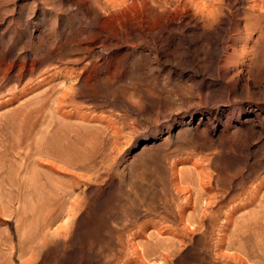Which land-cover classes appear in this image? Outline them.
<instances>
[{
  "label": "rangeland",
  "instance_id": "rangeland-1",
  "mask_svg": "<svg viewBox=\"0 0 264 264\" xmlns=\"http://www.w3.org/2000/svg\"><path fill=\"white\" fill-rule=\"evenodd\" d=\"M36 1L7 0V8H13L8 14L13 15L18 28L7 29L0 47L12 38L18 52L40 43L42 54L53 53L44 67L57 73L56 86L60 91L70 88L73 104L90 117L73 120L86 126L78 132L87 134L86 173L104 180L74 184L72 193L64 197L63 215L52 219L54 207L42 206L37 191L26 193L20 187L34 181L40 168L32 158L19 153L25 145H16L11 139L5 149L8 153L0 157V264H264V129L260 132L255 121L247 142L228 146L189 143L187 140L203 134L202 125L192 134H178L185 126L196 124L202 110L215 112L222 104L202 100L209 80L201 66L208 39L200 42V59L180 58V50L157 54V48L145 40L163 36L165 30H161L169 28L173 12L157 0ZM6 24L0 25V32ZM28 37L31 42H27ZM184 87L199 96L183 98ZM253 90L248 92L251 100L241 98L237 103L264 107V84ZM228 120L232 126L233 111ZM219 150L228 154L227 162L219 155L215 163ZM246 172L249 178L243 185L230 182L232 175ZM69 180L64 177L59 186L71 188ZM177 184L188 189L187 193H181ZM142 185L145 191H141ZM187 194L198 197L196 215H200L198 226L194 221L186 222L189 232L182 223L173 224L170 216L177 200ZM73 196L74 214L67 219L66 206ZM61 197L60 192L57 198ZM207 202L213 205L208 207ZM169 224L177 232H185L181 243L168 229ZM130 239L137 243L141 255L132 253ZM64 242L69 243V249L61 251L58 247ZM36 248L40 250L31 259Z\"/></svg>",
  "mask_w": 264,
  "mask_h": 264
},
{
  "label": "bare ground",
  "instance_id": "bare-ground-1",
  "mask_svg": "<svg viewBox=\"0 0 264 264\" xmlns=\"http://www.w3.org/2000/svg\"><path fill=\"white\" fill-rule=\"evenodd\" d=\"M157 1H160L163 5L168 6L173 11L168 21L170 22V26L168 29L166 27L161 30V31L165 30V34L163 36L161 35L157 36L155 40L146 39L145 40L146 43L151 47L152 46L156 47L157 54H163L167 50L168 51L180 50L181 51L180 58H184V59L191 58L193 60H196L197 58L200 59L199 57L200 42L203 41L204 39H208V41L206 42L208 45L205 46V51L202 57L203 65L201 66L203 67L204 70L206 69L205 72L208 74L209 80L205 83L206 86L204 87V90H206V92L205 93L202 92L203 93L202 100L204 102L212 103V104H215L217 102H222L221 107L217 108L215 112L205 109L202 110L200 112L199 118L196 121V124L193 123L194 125L190 124V126L188 125V127L185 126L184 128L181 129L182 131L179 132L178 134L180 135L186 133L192 134L194 131H197L199 129L200 125H202L205 127V129L201 130L203 134L200 135V138L194 141L187 140L189 143L191 144L200 143V146L203 145L204 143L208 144L209 146L211 145L228 146L230 144L247 142L249 138L248 134L254 127L255 121L258 122V129L260 130V132L263 131L264 107L259 104L252 105L251 103L239 104L237 103V101L241 98L251 100L248 98V92L254 91L253 89L255 88L258 89L259 86L264 84V0H157ZM43 2H44L43 0H38L35 3L42 4ZM7 7H8L7 0H0V25L7 22L6 28L0 32V39L6 33L7 29L8 30L10 28L15 29V26L16 29L18 28V26L15 25L16 21L13 15L8 14L11 11H13V8H7ZM190 9L193 10L192 15L187 14V11ZM61 18L63 17L61 16ZM8 41L9 42L2 44L0 47V157L8 153V150L5 149L6 147H8V145H10L8 144V142H10L11 139L13 140L12 142L13 143L15 142L16 145H20L21 147L25 145L26 149L20 150L19 153L22 154L25 158H32L33 164L35 163L40 169H38L36 173L37 174L36 179H34V181L30 180L27 183L20 185V187L26 190V193L27 190L29 189L37 191L40 194L42 206L49 207V205H52L54 207L55 210L54 209L53 210L55 211V215L51 218L56 219L61 214L63 215L62 209L66 205V199L64 197L65 195H69L72 193L74 184H78L81 180L84 182H89L92 179H95V181L104 180L103 178L100 177V175H93L91 173L88 174L86 173L87 171H89V168L85 165V162H83V160L86 157V153L84 150H86L85 141H87L86 140L87 134H83V135L81 133H80L81 135L78 134L79 130L84 127L86 128V126L73 122V120L76 119H79L80 121L90 120V117H88V114L85 113L87 112L86 110L82 112L79 109H77V107L73 104L72 97L69 94L70 88H66L64 90L61 89L63 91H60V86H56L58 83L54 79L57 78L55 77L57 76V73L53 72V69L49 66L48 67L52 69V72H49V69L44 67V65H46V63L51 59H53L54 57L51 51H45L42 54V49L38 47L40 44L39 43L38 46H36L35 44L33 45L29 44L30 46L28 47L24 46L23 50L18 52L17 49L15 50L14 45L11 44L12 38L8 39ZM27 42H31L29 37ZM68 75L69 74H67L66 76ZM62 79L63 81L66 80L65 75L62 76ZM148 86H151V84ZM181 95L183 98L184 97L193 98V97H198L199 93L197 91H193L192 89L189 88L187 89L184 87L181 92ZM128 98L132 99L131 96H129ZM123 107L125 108V106ZM232 111L235 116V122L231 126L228 120V114ZM126 113L127 112H125V114ZM192 116L193 115H190V120L192 119ZM113 119L111 118V120ZM101 121H103V119ZM104 121H106V119ZM107 125L108 127H111L109 126V124ZM232 127L233 130L231 131ZM236 132H238V136H235ZM27 139H30V141L24 143ZM221 152L218 153V155L214 156L215 163L217 162L216 158H219L220 156H222L221 158L222 161L224 162L228 161L227 158L228 154L226 155V153L223 150ZM66 176L68 177V179H70L69 181H71L69 183L71 184L70 186L71 188L64 190L59 186V183L63 182L64 177ZM234 177L233 175L231 176L230 182L234 181L235 185H243L244 182L248 180L249 173L246 172L244 174H240L237 177L236 175H234ZM217 178L219 177L216 176L215 182L218 183ZM146 179H148V176ZM35 181L36 183H34ZM177 185L176 186L178 187L179 191H181V193L184 191H186L187 193L188 189H186L183 186L181 187L179 184ZM201 185H202V181H201ZM144 186L145 185L141 186L142 187L141 191H145ZM0 187L2 189V186ZM4 188L5 190L7 189L6 186H4ZM115 188L118 191L120 190L119 187H115ZM60 192L62 193L61 200L57 198ZM150 195H151V200H153L154 193L152 192V194ZM91 199H93V197H91L90 200ZM74 202H76V198L73 196L72 200H70L69 204L66 206L67 210H65V214L67 215V219H70V216L74 214L72 212L73 209L75 208ZM210 205H213L212 202L211 203L207 202L206 206L209 207ZM198 206H199V201L196 195L193 198H191V195L187 194L182 198V200H177L176 210L174 212L170 211V216L173 224H175L176 221L182 223L184 225V228H186L188 232L190 227L188 228L186 226L187 221H194L197 223L196 226H198V223L200 222V215H196V210H198L197 209ZM188 208L191 209L190 211L187 212ZM166 209L169 208L167 207ZM185 211L187 213H185ZM168 220H170V218ZM167 227L168 229L174 231L173 234H177V236L179 237V241L181 243V241H183L182 238L185 235V232H177L175 227L170 224L167 225ZM220 233L222 232L220 231ZM140 234H142V232H140ZM45 242L46 239L42 241V244H44ZM129 244L132 253L136 256H139L140 253L137 243L130 239ZM67 248L69 249V243L67 242L62 243V247L61 246L58 247V249H61V251L62 250L66 251ZM39 250L40 249L38 248L32 250L31 253L32 255L30 256V258L33 259L35 253ZM50 263L51 261L48 262V264Z\"/></svg>",
  "mask_w": 264,
  "mask_h": 264
}]
</instances>
